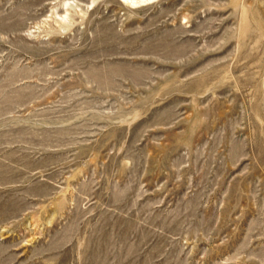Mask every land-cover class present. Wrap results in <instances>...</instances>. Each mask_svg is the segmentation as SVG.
Returning a JSON list of instances; mask_svg holds the SVG:
<instances>
[{
	"label": "rangeland",
	"instance_id": "rangeland-1",
	"mask_svg": "<svg viewBox=\"0 0 264 264\" xmlns=\"http://www.w3.org/2000/svg\"><path fill=\"white\" fill-rule=\"evenodd\" d=\"M134 1L0 0V264H264V0Z\"/></svg>",
	"mask_w": 264,
	"mask_h": 264
},
{
	"label": "bare ground",
	"instance_id": "bare-ground-1",
	"mask_svg": "<svg viewBox=\"0 0 264 264\" xmlns=\"http://www.w3.org/2000/svg\"><path fill=\"white\" fill-rule=\"evenodd\" d=\"M133 1V0H132ZM137 1V0H136ZM136 1H134V2H136ZM139 2V1H138Z\"/></svg>",
	"mask_w": 264,
	"mask_h": 264
}]
</instances>
